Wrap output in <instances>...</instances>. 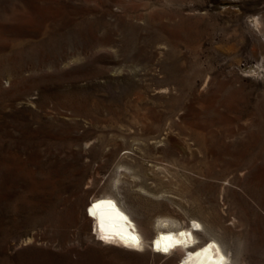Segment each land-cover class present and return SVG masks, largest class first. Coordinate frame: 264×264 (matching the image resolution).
Here are the masks:
<instances>
[{
    "label": "rangeland",
    "instance_id": "374dc122",
    "mask_svg": "<svg viewBox=\"0 0 264 264\" xmlns=\"http://www.w3.org/2000/svg\"><path fill=\"white\" fill-rule=\"evenodd\" d=\"M105 202L264 264V0H0V264H183Z\"/></svg>",
    "mask_w": 264,
    "mask_h": 264
},
{
    "label": "bare ground",
    "instance_id": "6f19581e",
    "mask_svg": "<svg viewBox=\"0 0 264 264\" xmlns=\"http://www.w3.org/2000/svg\"><path fill=\"white\" fill-rule=\"evenodd\" d=\"M95 209L97 210L94 212L93 226L97 236L125 240L130 245L150 238L152 252L168 254L182 251L185 254L183 264H224L223 261L217 260L218 252L214 248L203 247L198 251L195 249L197 244H193V239L197 238V220H193L194 230L184 226L172 230L169 225H174L177 221L162 216L157 219L154 229L152 222L137 227L124 209L111 202L96 205Z\"/></svg>",
    "mask_w": 264,
    "mask_h": 264
}]
</instances>
